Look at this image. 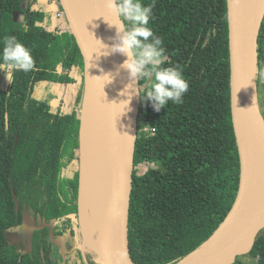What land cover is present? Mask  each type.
Masks as SVG:
<instances>
[{"label": "trees", "instance_id": "16d2710c", "mask_svg": "<svg viewBox=\"0 0 264 264\" xmlns=\"http://www.w3.org/2000/svg\"><path fill=\"white\" fill-rule=\"evenodd\" d=\"M46 12L28 0H0V48L5 36H15L32 50L35 61L33 71L14 72L12 83L0 88V264H58L47 227L33 231L29 253L21 254L24 247L8 241L6 230L22 224L23 206L45 221L71 220L78 212L83 62L68 28L46 26ZM17 13L23 18H15ZM150 27L164 41L163 66H182L189 90L182 104L169 101L160 112L140 98L128 207L129 252L134 264H174L220 225L239 184L226 0H155ZM256 60L258 70L264 63V17ZM46 81L78 85L70 112L54 110L36 97L37 87ZM150 82L139 80L141 94ZM138 164L146 167L139 173ZM51 224L53 236L74 237L65 248H73L74 264H85L78 224ZM249 260L264 264V228L232 264Z\"/></svg>", "mask_w": 264, "mask_h": 264}, {"label": "water", "instance_id": "95a60500", "mask_svg": "<svg viewBox=\"0 0 264 264\" xmlns=\"http://www.w3.org/2000/svg\"><path fill=\"white\" fill-rule=\"evenodd\" d=\"M58 2L83 62L78 133V209L83 174V139L89 135L102 189L99 213L93 215L100 241V250L92 249L98 257L95 261L100 264H134L129 252L128 207L140 104V97L134 89L136 86L139 88V82H134L128 72L119 67L125 57L120 54L104 55L106 49L101 45L112 43L116 25L120 26L122 19L106 8L104 0H100L101 18L98 21L86 0ZM226 12L231 118L239 155L238 189L220 225L199 247L174 264H232L237 256L247 251L264 228V116L258 98L256 60L264 0H226ZM98 25L104 27V37ZM105 74L110 75V82L105 83ZM129 96L130 102L125 109ZM11 192L13 201L18 205L13 187ZM23 210L20 226L26 230L24 239L27 248L21 250V254L32 250L33 231L45 227L49 229L52 243L66 249L65 238L53 236L51 223H24L26 220L32 222L33 218L26 215L25 207ZM78 248L83 253L80 245ZM82 255L86 262L85 254Z\"/></svg>", "mask_w": 264, "mask_h": 264}, {"label": "clouds", "instance_id": "9594fccd", "mask_svg": "<svg viewBox=\"0 0 264 264\" xmlns=\"http://www.w3.org/2000/svg\"><path fill=\"white\" fill-rule=\"evenodd\" d=\"M104 4L110 12L122 18L121 25H116L112 43L105 45L100 42L102 48L106 49L104 55L120 54L125 57L119 67L126 70L129 78L137 84L141 78L150 79L151 82L143 94L137 86L134 92L143 101H147L154 111L160 112L169 101L182 104L183 97L189 90V82L184 76L182 66H163L164 41L150 27L155 0L149 4L142 3V0H104ZM2 45L0 72L4 73L10 84L14 72L28 73L35 69L32 50L15 36H5ZM104 77H107L105 83L110 82V75L105 74ZM130 98L129 96V100H126L125 109Z\"/></svg>", "mask_w": 264, "mask_h": 264}, {"label": "rangeland", "instance_id": "374dc122", "mask_svg": "<svg viewBox=\"0 0 264 264\" xmlns=\"http://www.w3.org/2000/svg\"><path fill=\"white\" fill-rule=\"evenodd\" d=\"M28 1L32 4L33 7L44 8L45 11H47L46 12L47 14L46 15L47 17L46 26L47 27L51 29L57 28L60 30L67 28V24L63 16H58V13L61 10H60L57 0H36V2H34V0H28ZM15 18L22 19L23 13L15 14ZM260 68L264 69V63H261ZM73 73L74 72H71V74ZM8 83L9 82L6 80L4 73L0 72V88L4 89L8 85ZM77 91H78V85L74 83L64 84V83H54V82L46 81V82H42L39 84V86L37 87L35 91V95L38 99L47 101L54 110L63 109L65 112L68 113L72 110L75 104V98L77 95ZM260 100L262 101L260 109L262 110V113L264 116V100L262 99ZM79 109H80V106H79ZM137 168H138L137 172L139 173L140 170L146 167H144L143 164H138ZM87 210H88L87 213H88L89 225L91 228L95 230V228H97L96 218L91 214V211L89 209ZM62 219H65V218H62ZM71 220L74 223L78 224L79 234H80L79 245L83 253L87 256L91 255L94 260H98V257L94 254L92 250L93 247L91 243L85 239L84 221L81 219L79 211L77 212V214L71 215ZM25 235H26V230H24L22 226L12 227L6 230V236L8 238V241L10 243H16L20 247L23 246L22 239L25 238ZM63 237L65 238V243L71 241L72 238H74L71 235L70 236L65 235ZM59 251H60V254H59L60 264H71V258L66 255V250L59 246ZM242 258L247 259L245 256H242ZM248 262L249 264H253L254 261L249 260Z\"/></svg>", "mask_w": 264, "mask_h": 264}, {"label": "bare ground", "instance_id": "6f19581e", "mask_svg": "<svg viewBox=\"0 0 264 264\" xmlns=\"http://www.w3.org/2000/svg\"><path fill=\"white\" fill-rule=\"evenodd\" d=\"M86 2L91 11L94 13L96 20H100V0H86ZM98 29L100 30L102 37H104V27H100L98 25ZM235 117L237 120V110L235 112ZM83 143V174L80 184L79 214L81 219L84 221L85 239L91 243L93 248L99 251V231L97 228L94 230L90 227L87 209L89 208L91 210L92 215H98L102 202V189L99 179L98 165L89 135L84 137Z\"/></svg>", "mask_w": 264, "mask_h": 264}, {"label": "flooded vegetation", "instance_id": "af4514ba", "mask_svg": "<svg viewBox=\"0 0 264 264\" xmlns=\"http://www.w3.org/2000/svg\"><path fill=\"white\" fill-rule=\"evenodd\" d=\"M59 3V2H58ZM59 7H60V5H59ZM60 12L58 13V16H63V18H64V13H63V11H62V9H61V7H60ZM47 18V17H46ZM64 20H65V18H64ZM66 22V21H65ZM76 99V98H75ZM24 207L25 206H23V209H24ZM22 209V212L24 211ZM25 212H26V215L27 216H31L32 218H33V220H32V222H30L29 220H26L24 223H74L72 220H65V219H59V220H54V221H45L43 218H41V216L37 213L36 215H33L32 213H28L27 211H26V207H25ZM30 212H32V210L30 209ZM38 217L40 218V221L38 220ZM21 223H23V214H22V220H21ZM54 235V234H53ZM65 235H69V234H65ZM55 236H57V235H55ZM58 236H60V235H58ZM70 236V235H69ZM60 237H62V236H60ZM23 240V246H22V250H24L25 248H27V244H26V239H22ZM21 240V241H22ZM60 241V240H59ZM67 242V241H66ZM54 244V243H53ZM68 244V242L67 243H65V247H66V245ZM59 245V244H58ZM56 246L55 245V247L57 248V250L55 249V255H56V259H57V261H58V264H60V262H59V254H60V251H59V246ZM26 246V247H25ZM73 249V248H72ZM72 249H70V250H67V249H65L66 250V255L67 256H69L70 258H71V264H74V260H73V258L71 257V254L73 253V251H72ZM89 257H91V258H93L91 255L89 256ZM78 260V259H77ZM85 262V261H84ZM77 264H80V263H77ZM85 264H89V262H88V260H86V262H85Z\"/></svg>", "mask_w": 264, "mask_h": 264}, {"label": "crops", "instance_id": "0c3cea01", "mask_svg": "<svg viewBox=\"0 0 264 264\" xmlns=\"http://www.w3.org/2000/svg\"><path fill=\"white\" fill-rule=\"evenodd\" d=\"M262 69V70H261ZM257 83H258V98H259V104L261 107V100H264V69L260 68L258 69V73H257ZM262 111V110H261ZM253 264H255V262H253Z\"/></svg>", "mask_w": 264, "mask_h": 264}]
</instances>
